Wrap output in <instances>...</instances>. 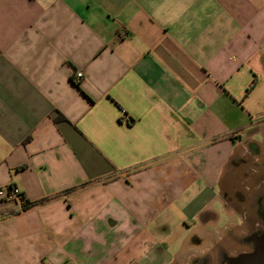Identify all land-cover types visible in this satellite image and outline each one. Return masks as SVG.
Returning a JSON list of instances; mask_svg holds the SVG:
<instances>
[{"label":"crops","instance_id":"1","mask_svg":"<svg viewBox=\"0 0 264 264\" xmlns=\"http://www.w3.org/2000/svg\"><path fill=\"white\" fill-rule=\"evenodd\" d=\"M262 159L264 0H0V264H218Z\"/></svg>","mask_w":264,"mask_h":264},{"label":"rangeland","instance_id":"2","mask_svg":"<svg viewBox=\"0 0 264 264\" xmlns=\"http://www.w3.org/2000/svg\"><path fill=\"white\" fill-rule=\"evenodd\" d=\"M255 166L257 167L256 173L254 174V181H252L251 183H247L246 187L244 186L242 191H240L241 187L240 190L232 191V184L231 188L226 189V198L227 203L229 204L227 208H232V210L240 211L242 214L245 213L246 217L252 215V219L258 220V217H256L255 214L253 215V213L256 211V206L254 205V198L256 197V194H259L260 197H264V160H260L259 163L255 164ZM247 175L248 174L244 172L242 178L245 179ZM239 176H241V174H239L237 177ZM255 180L258 183L254 186ZM250 227H253L252 222H250ZM234 241L236 240L230 237H227L223 240V243L225 244L224 246L226 247L228 252H232L233 249H235L236 252H239L240 249L242 250L248 248L247 246L238 244ZM233 242L236 243V245Z\"/></svg>","mask_w":264,"mask_h":264},{"label":"flooded vegetation","instance_id":"3","mask_svg":"<svg viewBox=\"0 0 264 264\" xmlns=\"http://www.w3.org/2000/svg\"><path fill=\"white\" fill-rule=\"evenodd\" d=\"M264 197H260L259 194H256L254 198V205L256 206V211L253 213L258 220L252 219V215L246 217V224H250L252 222L253 227H251L250 232L244 236L240 237H231L232 239L236 240L238 244H242L247 246V249H240L239 252H236L235 249L232 252H227L222 256L218 264H228L231 258L237 257L244 253L252 252L256 247L260 246L261 244L264 245ZM261 221V222H260ZM239 238V239H235ZM233 242V243H234ZM236 245V243H234Z\"/></svg>","mask_w":264,"mask_h":264},{"label":"built area","instance_id":"4","mask_svg":"<svg viewBox=\"0 0 264 264\" xmlns=\"http://www.w3.org/2000/svg\"><path fill=\"white\" fill-rule=\"evenodd\" d=\"M124 35V30L118 32V36L123 37ZM81 78V72L74 73V80L78 81ZM0 202L13 203L18 211H23L30 206V203L26 200L21 191L14 185L0 186Z\"/></svg>","mask_w":264,"mask_h":264},{"label":"water","instance_id":"5","mask_svg":"<svg viewBox=\"0 0 264 264\" xmlns=\"http://www.w3.org/2000/svg\"><path fill=\"white\" fill-rule=\"evenodd\" d=\"M228 264H264V245L261 244L252 252L231 258Z\"/></svg>","mask_w":264,"mask_h":264}]
</instances>
